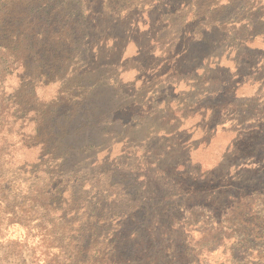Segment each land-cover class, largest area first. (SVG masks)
Segmentation results:
<instances>
[{"label": "rangeland", "instance_id": "1", "mask_svg": "<svg viewBox=\"0 0 264 264\" xmlns=\"http://www.w3.org/2000/svg\"><path fill=\"white\" fill-rule=\"evenodd\" d=\"M189 1L0 0V264H264V114L192 155L98 69Z\"/></svg>", "mask_w": 264, "mask_h": 264}, {"label": "crops", "instance_id": "2", "mask_svg": "<svg viewBox=\"0 0 264 264\" xmlns=\"http://www.w3.org/2000/svg\"><path fill=\"white\" fill-rule=\"evenodd\" d=\"M256 6L237 16L222 39L218 28L190 46L188 40L171 44L168 29L160 37L139 27L119 60L98 63L99 70L114 73L105 79L119 88V113H131L119 127L135 130L133 137L138 129H153L151 138L189 144L193 155L207 148V136L213 142L219 133L241 132L254 123V114H264V0Z\"/></svg>", "mask_w": 264, "mask_h": 264}, {"label": "trees", "instance_id": "3", "mask_svg": "<svg viewBox=\"0 0 264 264\" xmlns=\"http://www.w3.org/2000/svg\"><path fill=\"white\" fill-rule=\"evenodd\" d=\"M198 2L201 3L198 4ZM252 4L255 6L257 4L261 5V0H191L189 2H186L185 5H181L179 3L178 5L167 4L162 6L164 8L162 11L161 9H159L160 17L157 19L161 18L158 24L164 25V28L162 29L163 32L167 29L170 30L169 36L171 37V44H174L175 46V44L177 43L176 45L179 46V44L184 41L186 44V40H188L186 46H190V43L193 41V39L205 40L207 36L210 37L213 32L215 34L216 29L219 28L220 32H223L226 31V29L229 28L230 25H235L233 23L236 22L235 20L237 18L235 20L228 19V17H221L222 14H227L230 11L238 10H240V12L242 11L243 13L244 11H247L246 9H248ZM152 10H154L152 6L150 7V9L147 7L145 12L149 14ZM148 19H150V17H146L147 23L150 24V26L144 28L146 27V24H142L144 27L141 28L144 31L151 30L152 24L154 23L153 20H155L152 18L151 21H148ZM138 26H141V24H139ZM115 60H119V54L118 58ZM82 89H85V86H82ZM82 96L83 93H77L75 96L68 98L67 101L69 104H74L75 101L74 106L76 107V105L78 104L77 101L81 100ZM14 117L17 116L14 115ZM88 148L91 149L90 147ZM62 165L63 164L55 165L58 174L56 178L58 177V179L61 177V173L63 171L61 170V167L63 168ZM59 181V188H65L66 183ZM58 193H61V191L59 190Z\"/></svg>", "mask_w": 264, "mask_h": 264}]
</instances>
